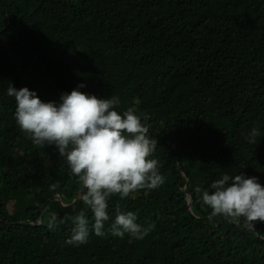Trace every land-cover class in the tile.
Masks as SVG:
<instances>
[{
  "label": "trees",
  "instance_id": "16d2710c",
  "mask_svg": "<svg viewBox=\"0 0 264 264\" xmlns=\"http://www.w3.org/2000/svg\"><path fill=\"white\" fill-rule=\"evenodd\" d=\"M9 84L57 104L79 84L118 97L157 139L165 183L112 196L105 235L66 244L73 225L49 221L83 210L91 230L82 184L20 130ZM242 172L264 186V0H0V264H264V223L249 231L202 204ZM117 206L154 229L112 236Z\"/></svg>",
  "mask_w": 264,
  "mask_h": 264
},
{
  "label": "clouds",
  "instance_id": "9594fccd",
  "mask_svg": "<svg viewBox=\"0 0 264 264\" xmlns=\"http://www.w3.org/2000/svg\"><path fill=\"white\" fill-rule=\"evenodd\" d=\"M85 86L79 84L70 93H62L59 104L43 102L26 87L16 89L9 84L7 89L8 96L15 98L14 117L20 130L40 148L55 145L60 156L66 158L71 175L82 184V201L92 213L91 230L83 210L74 216L52 213L48 225L54 229L58 224L71 223L65 243L72 246L87 244L90 231L96 236L105 235L112 196L118 194L124 199L140 190H155L166 180L158 159L152 158L158 141L149 137V127L136 109L128 107L121 114L116 110L118 97L98 98L79 90ZM261 135L260 129L253 127L247 133V142L256 145ZM211 189V194L202 191V204L211 209V217L243 220V227L254 232L255 222L264 223V186L258 177H247L243 172L224 174L211 184ZM196 191L200 193L201 189L197 187ZM154 227L142 226L135 213L122 212L117 206L109 231L121 239L127 235L143 240Z\"/></svg>",
  "mask_w": 264,
  "mask_h": 264
},
{
  "label": "water",
  "instance_id": "95a60500",
  "mask_svg": "<svg viewBox=\"0 0 264 264\" xmlns=\"http://www.w3.org/2000/svg\"><path fill=\"white\" fill-rule=\"evenodd\" d=\"M189 204H191V200H189Z\"/></svg>",
  "mask_w": 264,
  "mask_h": 264
}]
</instances>
